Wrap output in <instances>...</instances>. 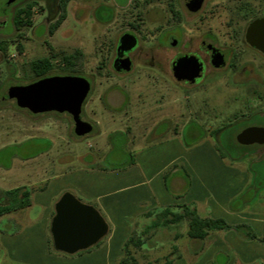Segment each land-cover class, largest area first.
<instances>
[{"label":"rangeland","instance_id":"374dc122","mask_svg":"<svg viewBox=\"0 0 264 264\" xmlns=\"http://www.w3.org/2000/svg\"><path fill=\"white\" fill-rule=\"evenodd\" d=\"M9 1L0 0V40L9 44L6 53L0 52L2 189L50 178L54 172L49 171V167L61 162L69 167L78 166L77 161H69L77 155L87 156L85 161L91 166L103 167L121 166L137 155L142 164L152 157L164 159L173 153L169 142L175 139L177 145L187 151L199 148L205 142L214 143L229 162L236 157L238 144L229 143L228 138L261 122L241 117L249 111L250 103L257 109H264V58L253 51H245L246 56L256 63L254 78L249 81L237 82L238 76L227 71L211 74L198 86L187 88L175 84L152 66L151 7L136 10L134 5L129 6L128 0H72L62 25L50 35V25L59 18L52 0H16L7 5ZM136 2L146 5V0ZM31 3H34L30 18L32 26L23 28L22 36H19L14 16ZM144 10L151 14L142 28L146 37L141 39L140 47L148 54H143L141 62H136L131 73L116 74L112 61L117 41L128 31L127 21L137 20V16L144 19L143 15L148 14ZM227 14L225 11L213 18L208 28H215L218 34L227 37L230 33V27L226 25ZM77 50L84 54L82 64L77 65L79 76L91 85L81 112V118L93 126L88 136L80 138L75 135L73 121L67 114L33 115L19 109L15 100H1L9 88L35 81L32 62L50 59L55 71L59 72L63 56ZM261 123L264 124V120ZM222 129L224 132L219 142ZM38 211L39 207H34L26 212ZM162 211L152 210L134 221L131 236L141 240L143 246L138 249L130 245L135 258V263L131 264H165L167 259L176 256L171 255V250L176 236L184 234L187 223L154 227L161 223ZM7 216L0 218V231H13ZM4 252L0 242V264H9ZM26 253H29L30 260L42 257L41 251L28 249ZM47 256L49 262L51 258H68L55 251L52 244Z\"/></svg>","mask_w":264,"mask_h":264},{"label":"crops","instance_id":"0c3cea01","mask_svg":"<svg viewBox=\"0 0 264 264\" xmlns=\"http://www.w3.org/2000/svg\"><path fill=\"white\" fill-rule=\"evenodd\" d=\"M228 140L238 144L236 157L229 162L214 143L205 142L187 151L175 139L169 142L173 153L164 159L152 157L142 164L137 155L121 166L103 167L91 166L85 161L87 156L77 155L69 161H77L78 166L61 162L49 167L54 172L50 178L0 188V195L19 188L32 191L29 207L5 215L13 226V231H0L5 260L9 264H118L136 219L152 210H180L183 205H192L202 218L248 226L257 240L246 239L234 230L192 240L186 228L184 234L176 236L171 250L176 256L170 259L171 264H264V144L241 145L236 134ZM65 193L97 209L108 223L109 233L89 250L49 262L55 205ZM34 207H39L35 217L26 212ZM28 249L41 251V259L30 260Z\"/></svg>","mask_w":264,"mask_h":264},{"label":"flooded vegetation","instance_id":"af4514ba","mask_svg":"<svg viewBox=\"0 0 264 264\" xmlns=\"http://www.w3.org/2000/svg\"><path fill=\"white\" fill-rule=\"evenodd\" d=\"M10 1L13 3L16 0ZM9 2L7 5L11 4ZM128 4L129 6L134 5L136 10L151 7L150 9L153 12L151 33L154 45L151 57L152 66L167 75L177 85L193 88L211 74L227 71L238 76L236 77L237 82L249 81L254 78L256 63L255 60L246 56L245 51H253L264 58V54L252 47L246 39L249 26L257 20L264 19V0H146L144 6L136 0H128ZM225 11L228 13L226 25L230 27V33L227 37L218 34L215 28H208L210 21ZM146 12L148 14L143 15L144 19L137 16V20L127 21L128 31L122 34L117 41L115 56L112 61V69L116 74L126 75L131 73L136 62H141L143 54H148L140 47L141 39L146 37L143 36L142 28L145 26L146 18L150 17L151 14L150 11ZM48 16L51 17V11H49ZM48 21H52V19L49 18ZM126 34L134 36L137 40L136 47L125 54V57L131 62L130 71L120 69L122 62L116 63L120 39ZM195 67L200 70L199 78L194 82L178 81L177 72L188 73L194 70ZM55 76L80 77L79 73L64 74L60 71H53L45 78ZM36 81L39 80L35 79L29 84ZM248 106L249 111L241 117L248 120L258 119L257 121L262 122L264 120V109H257L251 103ZM237 119L238 117L235 118V121ZM82 120L90 123L84 118ZM261 122L239 131L236 134V141L237 136L248 128H264V124ZM222 132H224L223 129L219 131V134ZM2 197L3 194L0 195V198Z\"/></svg>","mask_w":264,"mask_h":264},{"label":"water","instance_id":"95a60500","mask_svg":"<svg viewBox=\"0 0 264 264\" xmlns=\"http://www.w3.org/2000/svg\"><path fill=\"white\" fill-rule=\"evenodd\" d=\"M10 1L9 3H11ZM247 42L264 54V19L253 22L246 34ZM137 45L132 35H124L117 48V62L121 68L130 71L131 62L125 54ZM119 70V69H118ZM200 70L195 67L188 73H176L178 81L194 82L200 77ZM88 80L77 76H55L44 78L32 84L9 88L4 101L15 100L19 109L33 115L46 113L69 114L74 122L77 137L88 136L93 126L81 119L82 106L90 93ZM241 145L264 144V128L251 127L237 136ZM51 237L55 251L73 256L89 250L102 241L109 233V225L93 206L82 203L73 194L65 193L55 205V216L51 223Z\"/></svg>","mask_w":264,"mask_h":264},{"label":"trees","instance_id":"16d2710c","mask_svg":"<svg viewBox=\"0 0 264 264\" xmlns=\"http://www.w3.org/2000/svg\"><path fill=\"white\" fill-rule=\"evenodd\" d=\"M72 0H53L57 8L59 18L50 25L49 33L53 35L59 27L62 25L66 18L67 8ZM34 7V3L28 4L25 8L19 9L14 16V25L20 32L19 36H22L21 30L25 27H31L32 22L31 10ZM9 44L6 41L0 40V52L6 53L8 51ZM21 51L22 48L18 46ZM84 59L82 51L77 50L74 54L65 55L62 58V67L60 72L64 74L80 73L77 65H81ZM31 70L37 80L45 78L49 73L55 71V67L50 59L37 60L31 63ZM0 81V87H1ZM167 187V185H166ZM32 191L26 188L14 189L3 193V197L0 201V217L13 213L15 211L25 209L31 205ZM180 211L174 212L170 208L165 209L160 214L161 223L154 225V227L177 225L182 222L187 223V237L192 240H204L211 233L222 230H234L242 237L249 240H257L256 235L250 230L248 226L239 225L231 226L223 219L202 218L198 215L197 209L192 205H183L179 207ZM105 219V218H104ZM264 243V239L261 240ZM52 244V243H51ZM133 246L140 249L143 246V242L139 239H134V235L130 236L124 245V257L118 264H131L135 263L129 247ZM165 264H171V261L167 259ZM211 264H216L215 261Z\"/></svg>","mask_w":264,"mask_h":264}]
</instances>
